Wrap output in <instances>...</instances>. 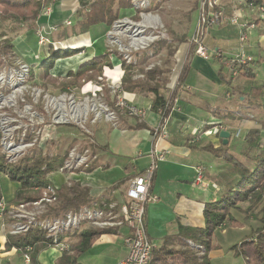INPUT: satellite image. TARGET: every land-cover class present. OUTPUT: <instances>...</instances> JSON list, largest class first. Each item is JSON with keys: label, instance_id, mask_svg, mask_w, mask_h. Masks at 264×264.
<instances>
[{"label": "crops", "instance_id": "0c3cea01", "mask_svg": "<svg viewBox=\"0 0 264 264\" xmlns=\"http://www.w3.org/2000/svg\"><path fill=\"white\" fill-rule=\"evenodd\" d=\"M231 1L224 0L227 14L230 12L229 2ZM261 1L264 3V0ZM68 2H72L75 8L78 4L77 0H68ZM62 11L63 9H61V12L53 10L50 19L45 16L39 18L42 21L49 20L53 23L56 20L55 17H59L60 21H62L69 16L67 12ZM127 13V9L122 11L123 15ZM243 15L248 20L254 18V13L248 9L243 11ZM238 35V27L231 23H224L209 29L204 39L205 46L208 49V57L206 59L196 56L194 53L195 48L192 51L189 48L187 50L183 48L177 49L174 57L180 53L181 65L179 66V72L183 65L186 64L185 77L176 90L173 104L163 129L158 137L153 136V138L147 135L146 138H142L145 130L151 132L152 126L159 122V120L156 122V116H159L158 113L150 109L153 94L127 92L123 91L121 87L119 88L123 75L121 60L117 58L118 61L115 62L113 59L116 57L113 58L112 55L114 54H111L112 66L115 70L119 69L120 74H118V78H111L108 86L113 87H108L106 99H109L111 103L115 101L117 103L120 98L129 104H134L141 108H144L143 105H148L147 107H149L148 110L150 111L146 113L142 120L132 119L134 117H128V120L127 117L123 119V123L126 125L125 132L129 135L120 134V137L123 136L120 139L122 142L124 141L127 147L125 151L120 152L122 156L120 165L117 161H114L108 165L106 162H101L85 167L81 166L72 172L57 169L52 173V180L55 182L51 181L53 184L51 185L56 189L61 186L70 188L73 185L88 188L92 198L90 203L94 201H119L125 196L129 181L136 175L141 174L150 163L155 161L156 154L161 153L163 160H157L156 162L155 176L150 190V193L155 195L154 198L156 200L151 203V208L146 206L145 221L148 238L151 239L155 246L160 245L165 236L177 232L178 221L189 226H202L204 204L218 199L223 194V183L237 178L236 173L228 171L226 163L199 149L205 145L218 147L223 144L222 139L218 135L219 132L213 133V129L221 125L230 132L227 143L223 145H227L237 155L244 150L243 141L247 133L250 130H257L260 136L259 149L264 150V35L257 29L251 30L242 48L239 44ZM33 41L35 42V40ZM33 44L35 45V43ZM154 49V45L151 44L148 48L134 53L133 64L139 63L140 66H144V71L153 66H160L159 64H148L145 62L146 60L141 62L147 55H159L163 52V48L155 53ZM164 49L166 53L168 49ZM216 50L222 53L221 56L214 54ZM241 50L251 58L248 66L250 72L253 73V78H247L238 73L235 76L230 74V68L226 60L237 55ZM104 51L92 53L88 59L101 55ZM159 69L162 70V68ZM219 70L222 75H219ZM139 74H142V77L144 76L140 71H135L132 78H140ZM167 84L166 82L165 85L167 86ZM171 91H169V95ZM115 94H117V97ZM163 95L164 97L169 96L166 93ZM147 115L152 122H149L146 118L148 117ZM236 130L240 131L239 136H234L233 132ZM112 135L114 137L110 136L112 137L111 141H107L106 139L103 140L102 134L99 133L91 147L92 149L88 148L92 159L97 157L96 153H92L93 149H96L98 155L103 157L104 150L112 151L111 147H114L113 144L119 146L118 144L121 140H118L115 134ZM192 144L197 148H190ZM196 166L202 168L204 182H207V185L196 184ZM212 184H215V186ZM156 208L157 210H167V208L175 210V217L173 221L170 219L167 222L169 227H167L165 232L159 231L158 227H155V220L151 219L152 225L149 226V210ZM46 210L47 213L49 207ZM252 216L250 215V218ZM250 221L252 220L244 216L241 221H238L239 224L236 226L223 225L226 228L221 231L222 237H226L224 235L225 232L228 231L229 234L231 228L246 230V236H249L254 229L260 226L258 220L256 221L258 225L253 230H250L247 227ZM125 231V228H121L120 234L117 231L115 234H103L99 238L103 237L106 242L108 241V235H121ZM8 236L10 234L4 229V224L0 217V264H27L22 257L20 249L8 246ZM222 237L220 238L222 239ZM99 238L96 239L88 252L78 256L77 261L80 264H100L96 261L97 258L93 257L98 255L94 254V252L98 251ZM213 243L218 244L219 248L209 252L210 261L213 256L231 252L228 250L224 251L223 245L218 241ZM230 245L227 246V249ZM126 250V244L124 243L118 260L125 255ZM60 256L61 253L53 246L42 248L37 254L36 264H57Z\"/></svg>", "mask_w": 264, "mask_h": 264}, {"label": "rangeland", "instance_id": "374dc122", "mask_svg": "<svg viewBox=\"0 0 264 264\" xmlns=\"http://www.w3.org/2000/svg\"><path fill=\"white\" fill-rule=\"evenodd\" d=\"M65 4L67 5L65 6ZM46 6L52 9V13L53 10L61 12V9H63L62 12H67L69 15L66 19H69L73 25L79 20V17L74 15V4H72V2L69 3L68 0H53L51 3L45 5L44 8ZM146 10L152 11L160 18L161 27L155 30L158 37L154 40L152 45H154V43L155 45L161 44L163 52L159 55H147L144 60H146L145 62L148 64L160 65L158 68H162V73L158 76L161 81L159 88L161 89V92L169 95V91H173L177 84L176 76L180 69L179 66L181 65L180 53L175 57L174 54L178 48L187 50V48L190 47L189 39L197 18V0H153L148 4ZM4 13L5 9L0 6V14ZM41 17L42 15L40 18ZM40 18L32 28L29 27V24L26 21H21L20 23L13 20L0 21V33L4 34L3 38H9L15 44L13 51L0 63V154L4 155L10 162L17 160L19 156L25 153L35 142H37L40 147L48 149V153L62 154L71 147L80 150L85 147L87 149H92L91 147L95 143V138L99 133L102 134L103 140L106 139L107 141H111L112 137H114L112 134H115L118 140H121L120 138L123 137L122 135V137H120L121 133L123 135H129L125 132L126 125H124L123 119L127 117L128 120V117L132 118V116H129L125 108L120 107L116 101L111 103L109 99L107 100L104 94L105 89L110 85L111 78H118L117 76L120 74L119 69L115 70V68L112 67L109 68L110 71H108V68H106V75L103 79H99V77L93 78L91 81L83 83L81 86L68 85L66 86L65 92H62L63 90L59 87H52L50 84H47L46 87L43 86L42 78L40 77L42 66L38 64H40V58L42 56H48L50 52L48 53L43 46L38 47V45H36V32L41 29L40 27H44V29L47 30V26L53 23L60 28L64 26V20L60 21L59 17H55L56 20L52 23L49 20L42 21ZM160 32L162 33L160 34ZM55 33L56 34L53 35L54 39L60 41L62 44H59V47L75 49L81 45L84 46L85 49V52L77 53L69 57H47L43 66L45 67L53 61L51 69L48 70V74L55 77H65L69 71L75 72L82 63L93 58L88 59L92 53H100L106 49L110 52L122 53V51H120V33L118 32L117 27H114V22L108 27H105L102 23H96L90 26L87 31H79L75 33L76 35L69 34V38H67L68 41L66 40L67 42L64 41L61 32L58 31V33ZM32 39L35 40V42ZM33 43H35V45ZM164 48L169 49V52H172L173 54L169 55V53H165ZM112 57L114 58L116 55L114 54ZM121 57L124 59L123 55H121ZM134 58V54H131L129 63H134ZM113 60H115V62L118 61L117 57ZM19 62L26 63L29 66V70H32L33 77L31 79L29 72L26 76L17 77L15 72L18 69ZM32 64H34V67L32 66L33 69H31ZM141 75L142 74H139V76ZM143 78L144 77L141 76L139 79ZM166 82L168 83L167 86L165 85ZM10 95H14L15 97L10 100L11 102L4 103L2 99L5 97L7 98ZM60 95H62L63 102L65 101V108L67 111H69V101H72L74 104H81L86 101L87 104L100 105L103 112L97 117L95 116L94 111H89L83 122L67 119V121L56 123L54 122V118L57 114V110L54 108L55 104L50 102V100L52 98H60L58 97ZM60 102L61 101H58V103ZM147 106L148 105H143L146 113L150 111ZM97 108L100 107L97 106ZM104 109H109L114 115L111 118L109 117V119H106V110ZM143 118L144 117H134L132 119L142 120ZM146 118L149 122H152L149 119V116ZM156 119V122H158L160 119L159 116H156ZM155 126H157V124L153 125L151 129ZM146 135L153 138L152 132H149V130L144 131L142 138H146ZM27 136H29L31 140L27 141ZM123 144L124 141L122 142V140L119 141V146L113 144L114 147H111L112 151L108 149L104 150L103 157L98 155L96 149H93L92 153H96L97 157L90 160L87 163V166L101 162H106L108 165L114 161H117L120 165L122 161L120 152L127 149L126 144ZM12 148L18 149L13 151L11 150ZM226 166L229 172H234L231 166L228 164ZM48 178L50 181H53V174L50 173ZM0 181L2 188L0 217L3 221L4 229L10 234V236H18L32 229L33 227H30L25 231L18 230L19 225L25 222L29 223V221H32V217L37 221L44 219L45 217L50 218L53 216V214L49 216L46 212L42 213V210H39V205H36L37 202H34L31 205L12 202L11 197L14 195V190L17 185L5 176L0 177ZM154 196L155 195L153 194L152 197ZM124 198L125 196L121 199L124 200ZM121 199H119V201ZM153 202L154 201L152 200L146 203L145 213L146 206H150L151 208V203ZM107 204H109V202L105 203V205ZM247 207L248 202H241L239 204V209H233L232 214L238 219V221H241L246 215L249 220H252L247 224V227L250 230H253L258 225L256 222L259 218V215H256L258 208H255L253 213L245 214L241 210H245ZM174 213L175 210H171V208H167V210H157V208L149 210V226L152 225L151 219L155 220V227H158L157 229L159 231L165 232L167 227H169L167 222L170 219L173 221V218L175 217ZM111 215L120 219V211L116 210L115 207L114 210H112ZM250 215L253 216L250 218ZM169 216L173 217L170 218ZM89 224L90 223L82 222L79 225V228H73L66 233L70 234L75 231L99 228ZM225 228L226 226L219 227L214 232V239L212 238L213 242L218 241L223 245L222 248L224 251L228 250V245L237 243L242 238L247 237L246 230L237 228H231L229 234L228 231H226L224 234L226 237H222L221 231ZM116 229L118 231V228ZM120 229L118 232L119 234ZM117 231L115 232L117 233ZM123 235L124 233L121 235H108V241L106 242L103 237L99 238V241L97 240L99 243V247H97L98 251L94 252V254L98 255L93 256L94 258H97L96 261L100 264H115L120 256L122 247L124 246ZM220 237H222V239ZM71 240L72 239L69 241ZM170 246L176 248L181 247V245L175 242L170 243ZM210 264H244V262L241 257L234 256L231 252H227L224 253V255L213 256Z\"/></svg>", "mask_w": 264, "mask_h": 264}, {"label": "trees", "instance_id": "16d2710c", "mask_svg": "<svg viewBox=\"0 0 264 264\" xmlns=\"http://www.w3.org/2000/svg\"><path fill=\"white\" fill-rule=\"evenodd\" d=\"M52 0H0V6L5 9L4 14H0V21L13 20L18 23L26 21L29 27L39 19L45 5ZM254 3H263L261 0H249ZM74 15L79 17L76 24L62 26L56 32H61L64 41H68L69 34L76 35L77 32H84L90 26L96 23H102L104 26H110L122 14V11L131 8L130 0H77ZM120 14V16H119ZM56 33L50 36V42L43 47L49 53L48 56L40 58L42 66L40 77L43 86L50 84L52 87H59L65 92L66 86L78 85L91 81L93 78L105 77V69L112 68L110 55L113 53L121 60L123 75L119 88L127 92L152 93L153 100L150 109L158 112L163 110L159 119V130L164 125L173 104L176 90L182 84L186 64L183 65L177 77V86L171 91L168 97H164L161 92L159 79L162 70L156 66L144 71L139 63H128L117 52L105 50L101 55L93 57L91 60L82 63L75 72L69 71L65 77H55L48 74L52 62H47L43 66L47 57L63 58L84 51V46L79 45L75 49L61 48L54 43ZM4 34L0 33V63L10 54L15 44L9 38H3ZM66 41V42H67ZM168 46V45H166ZM154 53L158 52L161 44L155 45ZM194 44H190L189 50L194 49ZM173 54L167 51V54ZM146 59V58H145ZM144 58L141 62H144ZM140 62V63H141ZM249 62V61H248ZM248 62L235 64L239 75L247 78H253L250 72ZM33 63V62H32ZM34 67V64L31 65ZM135 71L143 73V79H133ZM30 79L33 77L32 70H29ZM219 75H222L219 70ZM223 77V76H222ZM231 77V76H230ZM229 81V80H227ZM107 88V87H106ZM108 88L105 89L107 96ZM117 97V94H115ZM115 97V98H116ZM153 132V129H150ZM159 134V133H158ZM157 134V135H158ZM1 137V135H0ZM29 141L31 138L26 137ZM259 131L250 130L244 138V150L238 155L233 153L227 145L220 144L218 147L205 145L199 149L210 153L215 158L222 160L231 166L237 178L223 183V194L214 201L206 202L202 209L203 225L189 226L177 222V232L165 236L160 245H154L149 255L147 264H210L209 252L218 249L219 246L212 241L215 230L223 225L236 226L238 220L233 216L232 210L239 209L241 202H248V207L241 210L245 214L253 213L258 208L256 215H259L260 226L254 229L249 236L242 238L239 242L228 247L234 256L241 257L244 264H264V150L259 149ZM190 148H197L194 144ZM67 151L62 154L48 153V149L42 148L35 142L25 153L19 156L15 161H8L4 155L0 154V177L5 176L17 186L14 190L12 202L31 205L41 199L43 191L52 186L48 175L55 172L63 165L67 157ZM155 170L152 174L150 190L152 188ZM52 184V185H51ZM57 198L55 204L49 207L48 214L60 215L70 210L78 209L80 206L89 204L91 201L90 190L85 187L73 185L70 188L61 186L55 189ZM2 188L0 181V199ZM246 217V215H245ZM116 228H97L75 231L72 233H63L59 235L57 241L67 240L68 248L62 251L57 264H80L77 261L78 256L88 252L93 243L103 234H114ZM72 239L71 241H69ZM178 243L181 247L170 246V243ZM55 241L46 236V233L38 227H33L26 233L18 236H8V246H14L23 253L25 248L30 246V264H36L37 254L40 249L53 246Z\"/></svg>", "mask_w": 264, "mask_h": 264}, {"label": "built area", "instance_id": "2783aa9c", "mask_svg": "<svg viewBox=\"0 0 264 264\" xmlns=\"http://www.w3.org/2000/svg\"><path fill=\"white\" fill-rule=\"evenodd\" d=\"M151 1L153 0H130L131 10L114 21V27L116 26L120 33V51L123 53L120 52V54L124 56L127 62H130L131 54L148 48L158 37L155 30L161 27L160 18L152 11L146 10V7ZM229 8L230 12L227 14L224 0H197V18L189 39V44H194L195 46L194 53L196 56L204 59L208 57V49L204 43L206 34L209 29L224 23H231L238 27V39L241 48L247 41L248 33L251 30L257 29L264 35V3H254L249 0H232L229 2ZM245 9L254 13L253 19L248 20L243 17V11ZM51 14L52 9L46 6L43 8L41 15L49 19ZM63 24L69 26L71 21L65 19ZM40 28L36 32V43L38 47H42L50 42L51 34L59 29L54 23L47 26V30L44 27ZM54 43L62 45L58 40H54ZM214 54L221 56L222 53L216 50ZM250 59L243 50L237 55L228 58L226 62L230 68V74L232 76L237 74L235 64L245 63L250 61ZM28 72L29 66L24 62H19L18 69L15 72L16 75L22 77L28 75ZM117 104L125 108L129 116L140 118L146 115L144 108L129 104L123 99L119 98ZM104 110H106L105 114H108L110 118L114 115L109 109ZM157 113L160 118L163 110L159 109ZM158 125L159 122L153 128L152 135L154 137H158L164 127L163 125L158 132ZM220 130L226 129L219 125L212 132L218 133ZM239 132V130L234 131V136H239ZM89 152V149L86 147L82 150L71 147L67 152V157L63 165L58 169L60 171L72 172L81 166H87V163L92 160ZM157 160H163L161 153L156 154L155 161L150 163L141 174L136 175L129 181L124 200L109 202L107 205H105L106 202L94 201L78 209L67 210L62 215H53L50 218L45 217L37 221L32 217V221H29V223L25 222L19 225L18 230L25 231L30 227H38L46 233V236L51 237L55 241L53 247L62 253V251L68 248V243L66 240L57 241V238L59 235L73 228H79L82 222L90 223L89 225L99 228H118V232L120 228H125L126 231L123 239L127 250L125 255L117 260L115 264H147L154 244L148 238L146 232L145 205L148 201L156 200L150 193V183L152 174L156 169ZM195 170L196 184L207 185V182H204L202 168L196 166ZM212 185L215 186V184ZM55 189L54 186H48L43 191L41 199L37 201L36 205H39V210H42V213L46 212L48 206L55 204L57 200L54 192ZM114 207L120 211V219L111 215ZM30 251L31 247L28 246L22 253V257L27 264L30 262Z\"/></svg>", "mask_w": 264, "mask_h": 264}, {"label": "bare ground", "instance_id": "6f19581e", "mask_svg": "<svg viewBox=\"0 0 264 264\" xmlns=\"http://www.w3.org/2000/svg\"><path fill=\"white\" fill-rule=\"evenodd\" d=\"M14 97H15L14 95H10L7 98L5 97V98H3V99L1 98V99L3 100L4 103L5 102L7 103L10 100H12ZM58 101H61V102L58 103ZM50 102L55 104V107L52 105L57 110V112H56L57 114L55 115L54 121H58V122L67 121V119H72V120H76L78 122L79 121L83 122L89 111H94L95 116H97V117L100 116L101 113L103 112V109L101 108L100 105L89 104V103L87 104L86 101H84L81 104H79V103L74 104L72 101H69V107H68L69 111L66 110L65 101L63 102L62 97L52 98L50 100ZM97 106H99L100 108H97ZM105 117H106V119H109V116L107 114L105 115ZM16 149H18V148H12L11 150L16 151Z\"/></svg>", "mask_w": 264, "mask_h": 264}, {"label": "water", "instance_id": "95a60500", "mask_svg": "<svg viewBox=\"0 0 264 264\" xmlns=\"http://www.w3.org/2000/svg\"><path fill=\"white\" fill-rule=\"evenodd\" d=\"M56 123H58V122H56ZM218 135L222 139V143L226 144L228 141V138L230 137V132L227 130H220Z\"/></svg>", "mask_w": 264, "mask_h": 264}]
</instances>
